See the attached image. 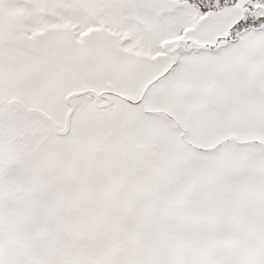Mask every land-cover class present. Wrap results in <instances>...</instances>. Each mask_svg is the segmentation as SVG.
<instances>
[{
    "label": "snow or ice",
    "instance_id": "obj_1",
    "mask_svg": "<svg viewBox=\"0 0 264 264\" xmlns=\"http://www.w3.org/2000/svg\"><path fill=\"white\" fill-rule=\"evenodd\" d=\"M0 264H264V0H0Z\"/></svg>",
    "mask_w": 264,
    "mask_h": 264
}]
</instances>
